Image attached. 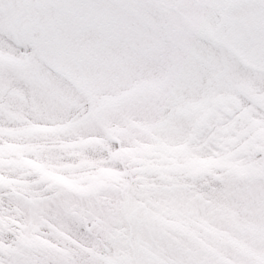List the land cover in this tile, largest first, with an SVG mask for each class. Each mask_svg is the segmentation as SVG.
I'll use <instances>...</instances> for the list:
<instances>
[{
  "label": "snow or ice",
  "instance_id": "6c2138e0",
  "mask_svg": "<svg viewBox=\"0 0 264 264\" xmlns=\"http://www.w3.org/2000/svg\"><path fill=\"white\" fill-rule=\"evenodd\" d=\"M0 264H264V0H0Z\"/></svg>",
  "mask_w": 264,
  "mask_h": 264
},
{
  "label": "rangeland",
  "instance_id": "374dc122",
  "mask_svg": "<svg viewBox=\"0 0 264 264\" xmlns=\"http://www.w3.org/2000/svg\"><path fill=\"white\" fill-rule=\"evenodd\" d=\"M20 144H31L37 147V150L40 152V158L45 163L50 164H63L67 162H72L73 157L67 151H60L51 145L59 142L62 145H66L70 147L72 144V139L70 137L65 136L62 140L57 141V138L48 132H41L39 134H35L28 137H22L16 141ZM50 174V173H48ZM105 177H110V173H104ZM57 181L64 182L62 178L56 177ZM47 232V229H44Z\"/></svg>",
  "mask_w": 264,
  "mask_h": 264
}]
</instances>
